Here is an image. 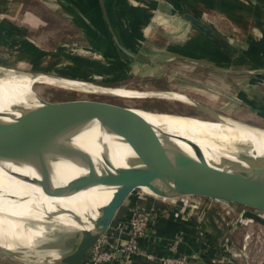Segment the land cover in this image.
Wrapping results in <instances>:
<instances>
[{
    "label": "crops",
    "instance_id": "obj_1",
    "mask_svg": "<svg viewBox=\"0 0 264 264\" xmlns=\"http://www.w3.org/2000/svg\"><path fill=\"white\" fill-rule=\"evenodd\" d=\"M60 2L75 7L74 29L77 37L87 39L86 49L102 53V62L108 66L147 80L149 86L142 91L178 92L213 109L229 104L238 112L264 119V0ZM185 13L219 32L233 46L234 54L214 45L190 24ZM200 198L165 200L134 191L117 210L107 234L119 235L123 242L126 232L119 234L117 227L138 208L154 214L148 235L141 240L145 253L200 254L201 263L192 264H251L243 251V263L235 257L236 228L224 218L222 204ZM247 216L252 218L250 213ZM133 261L159 264L142 253ZM82 264H90L88 256Z\"/></svg>",
    "mask_w": 264,
    "mask_h": 264
},
{
    "label": "water",
    "instance_id": "obj_2",
    "mask_svg": "<svg viewBox=\"0 0 264 264\" xmlns=\"http://www.w3.org/2000/svg\"><path fill=\"white\" fill-rule=\"evenodd\" d=\"M184 17L223 52L234 54L230 42L210 25L190 13ZM39 100L10 121L0 116V158L35 165L42 174L39 183L49 194L69 195L92 186L114 188L93 227L78 231L72 250L50 257L56 263L82 264L127 197L143 187L165 199L201 196L264 212V157L246 155V165L228 159L213 165L196 143L157 129L134 106L97 99ZM93 120L131 145L136 157L128 167H115L106 158L107 169L99 172L92 155L73 143V137ZM172 140L190 145L194 156ZM60 159L85 165L88 172L52 187L48 164ZM0 253L16 254L2 247Z\"/></svg>",
    "mask_w": 264,
    "mask_h": 264
},
{
    "label": "bare ground",
    "instance_id": "obj_3",
    "mask_svg": "<svg viewBox=\"0 0 264 264\" xmlns=\"http://www.w3.org/2000/svg\"><path fill=\"white\" fill-rule=\"evenodd\" d=\"M33 82L58 84L85 92L112 94L125 99L162 97L194 104L190 97L178 92H145L62 77L41 74L31 77L6 72L4 76H0V116L3 119L10 121L19 116L25 108L40 103V96L32 88ZM136 111L157 129L167 134L181 135L196 143L210 164L223 165V161L228 159L246 165L245 158L240 154L244 146L250 148L248 155L264 157V129L228 120L212 111L211 113L216 114L224 123L179 116L181 114L177 113L156 112L141 107H136ZM72 141L92 155L99 172L101 169H107L106 158L115 167H128L132 163L131 159L136 157L129 143L121 136L103 129L97 120L87 124ZM172 141L194 156L190 145L181 140ZM48 167L52 187L63 185L88 172L85 165L67 159L51 161ZM41 178V171L31 163L0 158V247L15 253H20V249L30 251L36 245L35 238L44 234L46 221L65 226L69 217H73L75 222L72 230L90 229L114 192L113 187L92 186L69 195L49 194L41 182L39 183ZM142 189L155 195L147 187Z\"/></svg>",
    "mask_w": 264,
    "mask_h": 264
},
{
    "label": "rangeland",
    "instance_id": "obj_4",
    "mask_svg": "<svg viewBox=\"0 0 264 264\" xmlns=\"http://www.w3.org/2000/svg\"><path fill=\"white\" fill-rule=\"evenodd\" d=\"M0 3V76H4L6 72H16L31 77L41 74L107 87L122 86L147 90L149 86L147 80L133 76L132 72L121 71L116 66H108L102 62L104 56L102 53L94 49H86L89 46L87 39L77 37L79 34L74 29V25L77 24L74 19L76 16L74 6L63 4L60 0H0ZM111 72L116 73L115 76L109 75ZM31 85L41 98L52 102L79 98L97 99L156 112L169 113L172 110H180L194 116H179L224 123L216 117V114L208 111L211 109L212 112L228 120L237 121L252 128L264 129V119L238 112L231 107V104V106L224 104L222 108L213 109L201 102L199 104L202 106L162 97L125 99L112 94L85 92L58 84L33 82ZM217 106H220L219 103ZM249 151V146H244L240 154L244 157L249 154ZM136 191L142 193L145 190ZM189 197L196 199L201 196H186V198ZM201 198L213 200L207 197ZM213 201L222 204L224 218L236 228L235 244L238 247H234V252L238 261L243 263L242 258L245 255L251 259V264L264 262V212ZM248 213L252 215V218L247 216ZM74 222L73 217H69L68 224L65 226L46 221L44 234L35 238L36 245L32 247L33 249L28 252L20 249V253L14 255L0 253V264H59L52 261L50 257L62 256L72 250L78 233L72 230ZM217 225L225 229L221 223Z\"/></svg>",
    "mask_w": 264,
    "mask_h": 264
},
{
    "label": "built area",
    "instance_id": "obj_5",
    "mask_svg": "<svg viewBox=\"0 0 264 264\" xmlns=\"http://www.w3.org/2000/svg\"><path fill=\"white\" fill-rule=\"evenodd\" d=\"M153 216L154 214L151 212H147L138 208L132 209L129 220L117 227L119 234L126 232V239L122 242L119 235L116 237L113 235V233L107 234L106 232L91 248L88 254L90 264H111L115 260H119V264H133L134 256L140 253L144 254L149 260L158 261L159 264H192L194 262L201 263L200 254L155 255L151 252H143L141 240L147 237L149 227L153 221ZM176 245L177 241L171 247L173 251H176Z\"/></svg>",
    "mask_w": 264,
    "mask_h": 264
},
{
    "label": "flooded vegetation",
    "instance_id": "obj_6",
    "mask_svg": "<svg viewBox=\"0 0 264 264\" xmlns=\"http://www.w3.org/2000/svg\"><path fill=\"white\" fill-rule=\"evenodd\" d=\"M173 111V110H172ZM174 111H179V112H181L180 110H174ZM183 112H185V111H183Z\"/></svg>",
    "mask_w": 264,
    "mask_h": 264
}]
</instances>
